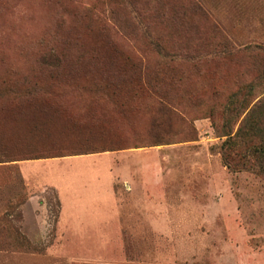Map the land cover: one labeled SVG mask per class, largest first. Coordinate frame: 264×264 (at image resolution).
Instances as JSON below:
<instances>
[{
  "label": "rangeland",
  "instance_id": "1",
  "mask_svg": "<svg viewBox=\"0 0 264 264\" xmlns=\"http://www.w3.org/2000/svg\"><path fill=\"white\" fill-rule=\"evenodd\" d=\"M255 45L264 0H0V264H264V179L212 126L264 89ZM117 72L115 94L93 82ZM96 102L130 148L78 145Z\"/></svg>",
  "mask_w": 264,
  "mask_h": 264
},
{
  "label": "trees",
  "instance_id": "2",
  "mask_svg": "<svg viewBox=\"0 0 264 264\" xmlns=\"http://www.w3.org/2000/svg\"><path fill=\"white\" fill-rule=\"evenodd\" d=\"M253 49L262 52L264 54V46L255 45ZM96 61H103V58L97 57ZM42 63L57 66L60 63V58L58 56H52L51 58L42 57L40 59ZM108 65H112L114 59L110 58L106 60ZM86 66H92L91 60L82 62ZM130 66H136V62H129ZM117 78H113L112 75H106L102 77L104 80H100V83L93 81L95 85H103L104 87H110L112 93L115 94L120 87L124 86L129 82L123 72L118 73ZM51 76H55L51 74ZM86 79L92 81L94 79L93 73H88ZM138 84V83H137ZM137 91L134 90L132 96H136ZM156 96V95H155ZM155 101L157 109L168 112L169 102L165 100L163 96L157 97ZM106 102H114V96L108 95L106 97ZM118 104L123 107L126 102L122 99L118 100ZM101 106V107H98ZM98 107V108H97ZM108 106H102L98 102L89 103L86 106L85 116L89 120L88 135L83 139V143L78 145H83L85 147V152H94L97 149L101 150H117V149H127L130 147H125L121 143L122 139L115 136H110L105 121L102 118H106L109 114L107 111ZM218 111L220 114V124L217 126L212 121V126L216 132H220V136H224L225 139L219 147V153L223 164L231 171H241L249 170L253 173L260 175L264 179V89L259 88L255 83L249 82L244 85H239L233 90H231L218 104ZM215 107L211 106L209 109V117L212 119L213 109ZM8 121H15L14 118H8ZM5 122H0V125L4 126ZM93 123V124H92ZM100 124V125H98ZM92 126H98L101 132L95 131L98 128H92ZM4 133L0 130V136ZM105 141L109 145H101L96 147L95 145L99 142ZM158 142H153L149 146L159 145ZM138 147V146H136ZM234 156L237 161L242 162L241 167L235 166L232 163L230 157Z\"/></svg>",
  "mask_w": 264,
  "mask_h": 264
}]
</instances>
